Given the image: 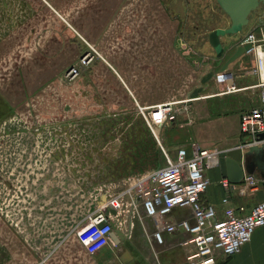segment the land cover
<instances>
[{"label": "rangeland", "instance_id": "rangeland-1", "mask_svg": "<svg viewBox=\"0 0 264 264\" xmlns=\"http://www.w3.org/2000/svg\"><path fill=\"white\" fill-rule=\"evenodd\" d=\"M189 1L180 17L162 0H0V264H75L73 232L102 195L165 166L181 145L237 138L225 95L202 97L224 90L220 68L264 24V4L237 33L219 32L217 56L208 34L225 31L228 16L216 0ZM250 65L245 57L231 71ZM164 103L174 118L155 125ZM137 222L140 241L151 228ZM129 244L96 254L156 260Z\"/></svg>", "mask_w": 264, "mask_h": 264}, {"label": "built area", "instance_id": "built-area-1", "mask_svg": "<svg viewBox=\"0 0 264 264\" xmlns=\"http://www.w3.org/2000/svg\"><path fill=\"white\" fill-rule=\"evenodd\" d=\"M238 45L244 48L242 56L251 62L250 68L240 75H254L256 81L240 88L234 84L236 74L229 68L219 72L225 84L222 92L250 89L258 93V105L244 110L239 117L240 135L242 138L249 137V140L240 141L241 150L245 152L251 145L264 143V138L258 137L264 132V24L248 31ZM170 104H160L152 109L155 125L173 120L174 116L168 114ZM225 152L223 149L204 148L192 141L179 146L173 158L165 153V166L123 180L118 190L105 194V201H97L93 211L76 226L73 238L78 250L72 255H94L112 244L110 235L115 226L122 231L124 238H131L135 220L142 218L152 220L154 228L151 237L157 245H164L165 233L182 229L188 234L178 243L185 251L180 264H217V256L229 257L239 253L249 242L255 228L264 225V199L243 214L226 207L222 217L217 216L215 205L203 201L202 193L209 183L206 170L217 167L220 156ZM241 182L240 192L247 186L257 189L259 183L252 174L244 175ZM220 184L227 193L222 199L225 204L229 190L238 184L230 183L225 177L220 179ZM175 207L188 208L192 220L170 222L167 217ZM104 209L114 210L115 214L105 213ZM238 211H244V207H239Z\"/></svg>", "mask_w": 264, "mask_h": 264}, {"label": "crops", "instance_id": "crops-1", "mask_svg": "<svg viewBox=\"0 0 264 264\" xmlns=\"http://www.w3.org/2000/svg\"><path fill=\"white\" fill-rule=\"evenodd\" d=\"M231 54V52L228 53V56ZM245 57H240L233 63L229 65V69L232 70L236 67V65L241 62ZM247 58V57H246ZM243 75L237 74L234 78V84L236 87L243 88L247 85H250L252 83H249L250 81H246V79H238ZM248 80V79H247ZM255 82V81H254ZM249 83V84H248ZM246 90L251 91L250 89H240L234 92H213L212 94H208L202 98H212L216 96H224L225 95V110L230 109L231 111L236 112V120L234 121V127L235 130L239 131L238 123H239V117L241 112L247 109V105L250 103L248 101H251V103L256 102V105L258 104V98L256 97H250V95H246ZM255 104L252 105L256 106ZM233 127V126H232ZM230 127L227 125V122L225 121V133L231 132ZM237 138L233 140V143L226 144L225 147H223V150H228L231 147H233L235 144L239 143L242 140V137L240 135V132H237ZM227 138V137H226ZM254 155H249L247 157L246 161V168H250L248 163L250 161H253ZM261 160L264 161V155L261 156ZM254 162V161H253ZM253 167V173L252 175L259 181L257 189H251L250 186H247L244 188L243 192H240L238 189L243 185V182L238 183V186H236L234 189H230L228 193V202L223 204L222 199L226 197V190L222 187L220 184V179L223 177L221 174V170L219 165L217 167H213L206 170V176L208 178V185L205 189V191L202 193V199L206 203H210L215 205L217 209V216L222 217L223 216V210L226 207H232L235 210H237L238 214H243L252 208V206L264 199V170L260 169L257 165L251 166ZM248 173H244L246 175ZM227 178V177H226ZM237 185V184H236ZM239 207H244V211H238ZM168 220L170 222L177 223L181 219H189L191 218L190 210L186 207H175L172 209L170 214L168 215ZM148 219L149 223L148 227L151 228L150 230L145 227V234L146 237L144 239H141L140 241L132 238H124L123 240H119L118 243H115L116 245L124 244L125 241H128L131 246L139 245L141 247H149L151 256L154 258L156 257V260L153 261L150 260V254L149 256H144L141 254H109V255H71L68 259L69 262L74 261L75 264H180L184 260L185 251L184 249L179 246V241L185 237L188 236L187 233H185L182 229H177L173 233H165L164 234V245H157L154 243L151 233L153 231V222L151 219ZM135 233L137 234L140 231H143L144 229L141 227V224L135 220V226L133 228ZM115 234V231L112 232ZM112 239V238H111ZM113 241V240H112ZM142 241V242H141ZM114 242V241H113ZM166 244V246H165ZM160 246H165L163 248H159ZM159 248V249H158ZM177 248V252H173L175 258L173 260L161 258L159 254L161 252H164L165 250L175 249ZM72 264H74L72 262ZM217 264H264V225L255 228L253 231L251 238L249 242H247L243 247L241 248L240 252L229 257H225L223 255L217 256Z\"/></svg>", "mask_w": 264, "mask_h": 264}, {"label": "water", "instance_id": "water-1", "mask_svg": "<svg viewBox=\"0 0 264 264\" xmlns=\"http://www.w3.org/2000/svg\"><path fill=\"white\" fill-rule=\"evenodd\" d=\"M219 7L225 12L230 20L229 27L224 30L213 29L208 34V41L210 45L215 48L217 56L224 53V48L221 45L219 32L223 33H237L239 28L247 26L250 21L251 13L261 4L264 0H216ZM181 17L184 16L183 5L180 0L170 6ZM244 48L238 45L234 51L228 56L222 64L220 71L226 70L231 63L239 59L243 55ZM260 139L264 138V132L259 133ZM247 138V139H246ZM249 140V137L242 138L241 142ZM249 155H254L253 161L248 163L250 168H246V161ZM264 155V143L260 146L251 145L245 152H242L240 142L228 149L224 155L219 158V167L223 177H227L228 181L232 184H238L242 181L244 173L252 174L253 165H257L260 169L264 170V161L261 156ZM106 196L102 195L100 202L105 201ZM105 213L111 212L115 214L114 210L104 209ZM115 234L111 233V238L114 243L123 240L124 236L121 230L116 226L114 227Z\"/></svg>", "mask_w": 264, "mask_h": 264}, {"label": "flooded vegetation", "instance_id": "flooded-vegetation-1", "mask_svg": "<svg viewBox=\"0 0 264 264\" xmlns=\"http://www.w3.org/2000/svg\"><path fill=\"white\" fill-rule=\"evenodd\" d=\"M163 2H165V3H167V6H168V8L173 12V13H176L173 9H171L170 8V6L172 5V4H175L176 2H177V0H162ZM181 1V4L183 5V9H184V6H185V4L187 3H189L190 1L189 0H180ZM217 2V1H216ZM176 14H178V13H176ZM252 14V13H251ZM181 17V16H180Z\"/></svg>", "mask_w": 264, "mask_h": 264}]
</instances>
